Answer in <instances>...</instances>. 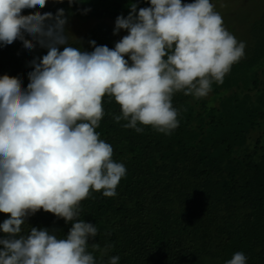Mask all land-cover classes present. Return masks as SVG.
<instances>
[{"label": "clouds", "instance_id": "1", "mask_svg": "<svg viewBox=\"0 0 264 264\" xmlns=\"http://www.w3.org/2000/svg\"><path fill=\"white\" fill-rule=\"evenodd\" d=\"M147 2L138 8L131 0L128 15L117 16L113 34H127L114 48L90 41L93 50L85 51L70 42L65 9L25 15L48 0H0V46L20 40L28 50L47 49L30 61L26 88L18 77L0 76V213L7 216L0 223V264H97L93 253L102 258L112 245L94 243L89 252L98 229L79 219L80 206L93 192L115 197L127 173L96 131L104 98L119 105L112 119L125 121L124 128L170 135L180 115L173 96L206 98L244 57L245 43L228 31L211 0ZM40 210L71 223L66 237L37 227L22 234ZM225 264H247V257L237 251Z\"/></svg>", "mask_w": 264, "mask_h": 264}, {"label": "trees", "instance_id": "2", "mask_svg": "<svg viewBox=\"0 0 264 264\" xmlns=\"http://www.w3.org/2000/svg\"><path fill=\"white\" fill-rule=\"evenodd\" d=\"M132 2L149 6L147 0ZM130 3L83 0L69 5L63 0L23 14L63 8L67 17L93 20L76 37L80 45L70 39L92 51L90 41L114 48L120 39L112 23L128 15ZM247 29L245 55L223 84L213 83L211 93L199 100L182 92L173 96L180 115L170 135L150 127L142 133L124 128L125 121L112 119L119 105L104 98L105 116L96 131L112 145L113 159L127 173L115 197L93 192L80 206L79 219L98 229L89 239V252L94 243L101 249L112 245L102 258L99 251L93 253L97 264H108L112 256L120 257L119 264H225L237 251L245 254L247 264H264V4ZM46 51L39 45L28 50L20 40L0 46V76L18 77L26 88L30 61ZM6 218L0 213V223ZM31 227L55 229L64 238L71 223L40 210L26 219L22 234Z\"/></svg>", "mask_w": 264, "mask_h": 264}, {"label": "rangeland", "instance_id": "3", "mask_svg": "<svg viewBox=\"0 0 264 264\" xmlns=\"http://www.w3.org/2000/svg\"><path fill=\"white\" fill-rule=\"evenodd\" d=\"M53 0H48L52 3ZM215 5L224 21L225 27L230 31L238 41L245 42L248 34L249 22L260 13L264 0H211ZM93 20H77L68 17V23L65 26L66 32L71 33L74 37L83 35L93 24ZM115 26V23H112ZM124 32L120 31L116 39H121Z\"/></svg>", "mask_w": 264, "mask_h": 264}]
</instances>
